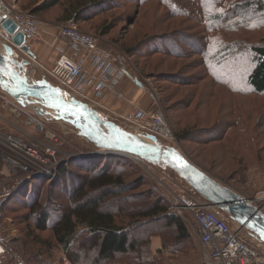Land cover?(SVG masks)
Returning a JSON list of instances; mask_svg holds the SVG:
<instances>
[{
  "label": "trees",
  "instance_id": "1",
  "mask_svg": "<svg viewBox=\"0 0 264 264\" xmlns=\"http://www.w3.org/2000/svg\"><path fill=\"white\" fill-rule=\"evenodd\" d=\"M148 1L153 2L154 7L160 5L166 9L164 15L167 16L164 18L198 19L201 36L192 39L181 31L177 32L178 30L172 34L161 30L126 47L128 53L134 55L141 52L148 56L156 53L167 56L174 53L180 56L182 51L174 52L168 48L173 43V35H177L182 38L183 43L188 42L194 46L192 51L200 55L203 64L213 66L207 72L212 78L216 71H213L214 67L223 70L225 79L213 78L214 83L235 93L237 90L233 89L234 83L232 84L230 78L236 75L235 70L239 66L238 55L242 50V38L233 37V34L255 25L252 26L254 31L250 34L243 33L246 38L245 50L251 53L254 62L247 75V84L252 93L264 94V32H261L264 30V0H139V3ZM117 5L118 0H23L22 9L37 17H43L58 7L60 15L56 19L57 22L66 24L75 21L83 30L82 23L95 20L101 13ZM159 17L163 16L159 14ZM113 28V25L99 24L97 32L105 37L110 35ZM155 41H158L157 45L143 52L147 44ZM239 92L238 94L242 95L247 93ZM236 109L240 110L239 114L236 115V111L232 109L226 112L225 118L208 128H184L182 133L177 135L184 139L183 137L192 136L194 133H202V136L211 133L210 138L199 141L223 144L227 142L228 153L243 161L236 144L239 142L251 158L261 163L264 149V146H260L261 140H264V105L253 108L237 105ZM127 158L129 157L112 154L83 159L76 155L63 160L55 170L54 177H63L69 163L86 171L89 176L84 178L71 173L70 181L78 183V188L71 191L73 197L68 208L53 224L49 213L53 202L49 200L46 205L43 204L40 200L42 193L37 192L35 188L36 183L46 180L49 176H36L20 184L0 210L1 218L19 207L28 210L18 218L25 225V239H20L19 236L10 241L12 245L20 247L19 254L35 264H54L49 262L51 257H48V252L44 250L50 240H44L37 233L48 229H51L57 244L63 247L68 260L73 264H79L83 257L82 251L86 248L89 252L87 264H160L164 252L174 254L187 251L193 235L188 224L170 210L169 200L157 188L137 192L141 187L148 185V180L141 175L135 178L132 184L127 181L121 169L115 167L116 164L119 166L135 163ZM86 160L87 162H82ZM53 176L48 178L49 183L52 182L49 179H56ZM37 187L39 188V185ZM189 188L193 194L202 198L190 186ZM145 219L162 223L164 228L152 232L145 231L143 237L134 236V231L143 225ZM154 238L161 240V247L157 252H154L152 247Z\"/></svg>",
  "mask_w": 264,
  "mask_h": 264
},
{
  "label": "rangeland",
  "instance_id": "2",
  "mask_svg": "<svg viewBox=\"0 0 264 264\" xmlns=\"http://www.w3.org/2000/svg\"><path fill=\"white\" fill-rule=\"evenodd\" d=\"M22 2L23 0H16V6L19 10L26 12V10L22 9ZM118 2L119 5L117 7L103 14L101 13L95 20L82 23L81 27L84 32L98 36L100 38V45L103 48L113 51L121 50L130 58L131 66H128L129 76H132L135 80L133 82L136 85H140L142 89L153 96V111L162 110L173 129L175 135L173 141H165L158 136L160 140L169 146L179 148L196 165L244 196H253L259 190L264 189V149L261 155L263 160L259 163L254 158H251V155L238 142L236 144L239 149V156L244 159L240 161L238 158L235 159L234 155L228 153L227 142L223 144V142L201 143L199 141L210 138L211 133L205 136H202V133H194L192 136L187 135L183 137L184 139H180L177 135L178 133L181 134L184 128H208L216 124L217 121L225 118L226 112L228 113L232 109L236 111L235 114L237 115L240 111L236 109L237 105H241L244 108L264 105V94L252 93L251 88L247 84V75L254 65V62L251 53L245 50L246 43H244V39L246 38L243 37L245 36L243 33L250 34L254 31V27H246V29L243 28L236 35L233 34V37L242 38V50L238 55L239 66L235 70L236 75L230 78L232 84L234 83L233 89L237 90V92L233 93L213 81V78L216 80H219V78L221 80L225 79L222 75L223 70L221 71L218 67H216L217 69L214 67L213 71H216L212 78L207 72L213 66L203 64L200 55L192 51L194 46L188 42L183 43L182 38L177 35H173V39L171 38L173 43L168 48L174 52L182 51L180 56H176L174 53L168 54L167 56L161 53L150 54L151 56H148L141 52L131 55L126 51V47L140 42L146 35L161 30H166L171 34L175 30H178L177 32L181 31L184 35L192 39L200 38L201 27L198 24L197 18V20L164 18L167 16L164 15L166 9L160 7V5L154 7V3L151 1L139 3V0H118ZM152 7L153 9L150 10ZM159 14L163 17H159ZM59 15L60 10L56 7L43 17H39L42 21V28L45 35L47 33L48 35H56L58 26L62 25V23L56 21ZM196 17L200 18L198 15ZM99 24L113 25L114 28L110 35L105 37L101 36L97 32ZM261 32H264V30ZM157 44L158 41L154 43L150 42L144 47L143 52ZM44 78L60 86L47 70L39 71L32 79L41 80ZM239 91L247 93L246 95L238 94L240 93ZM130 98L135 101L131 96ZM111 101L108 102L107 109L94 108L99 112L101 111L103 114L100 113L104 118L115 121L128 131L138 133L136 132L135 123L131 120L132 113L129 115L125 113H122L124 115L110 113L111 107L109 104ZM124 101L128 107L127 100ZM31 105L23 106L19 104V102L12 99L0 88V111L5 113L13 121V124L20 126L25 132L46 142L52 141L51 135L56 136L60 141V148L64 149L65 152H70L71 156L77 155L83 159H89L93 156H106L100 155L102 153H98L99 151H97V148L93 144L81 137L78 129L73 125L63 120H57L49 115H39L34 108L35 105ZM127 110H130L129 107ZM233 111L232 113H234ZM196 122H199V127L197 126L198 124L194 125ZM0 128L12 129L13 132L29 138L28 134L19 130V128L15 129L12 124L1 116ZM260 146H264V140H261ZM127 159L128 161L133 160L135 163L119 166H116V164L115 167L121 169L127 181L132 182V184L135 178L141 175L144 176L148 180V185L141 187L137 192H143L148 188H152L153 190L157 188L169 200L170 210H172L171 205L174 192L182 188L192 193L188 184L174 170L167 166L153 165L144 160L139 161L130 157ZM82 162H87V160ZM67 167L68 170L63 177H54V172L53 174L47 175L49 176L48 178H51V176L56 178L54 180L49 179L52 181L51 183L48 182L47 178L46 180H42V182L39 181L35 185L37 192L40 191L42 193L40 200L43 204L46 205L51 200L53 202L49 209L52 224L58 221L68 208L73 197L71 191L78 188V183L72 181V185L70 181L71 173L79 174L84 178L89 176L86 171L73 163H69ZM43 181H45L44 184ZM37 185H39V188ZM112 200L114 199L112 198ZM27 212V209L19 207L16 210L9 211L4 216L13 219L16 229L13 238H9L6 241L7 249L3 257V260H5L3 264H14L17 260H22L25 264H35L22 257L19 254L20 247L12 245V242H10L19 236L20 239H25V231L23 230L25 225L18 218L21 214ZM219 212L224 213L222 211ZM226 217L230 219L228 216ZM230 221L232 220L230 219ZM142 224L141 227L134 231V236L143 237V232L145 231L152 232L164 228L162 223L153 221V219H145ZM189 228L191 229L190 226ZM37 233L44 240H50V244L48 243L44 247L46 253L48 252L47 256L51 257V259H48L49 262H53L54 264H73L68 260L63 247L57 244L51 229ZM195 248L196 241L192 235L191 245L187 249L188 256H186L188 264L195 263L196 261ZM82 253L83 257L79 261V264H87V254H89L87 248Z\"/></svg>",
  "mask_w": 264,
  "mask_h": 264
},
{
  "label": "built area",
  "instance_id": "3",
  "mask_svg": "<svg viewBox=\"0 0 264 264\" xmlns=\"http://www.w3.org/2000/svg\"><path fill=\"white\" fill-rule=\"evenodd\" d=\"M7 21L16 25L17 32L24 35L30 49L34 43L45 39L42 21L32 13L19 10L16 0H0V51L5 53L10 45L25 54L29 61L36 62L31 50L25 52L14 43L15 34L4 25ZM55 36L57 58L47 71L64 89L68 99L77 98L95 108L105 109L111 100H127L136 132L152 133L165 141H173V129L162 110H144L119 89L121 82L130 75L128 66L131 62L125 52L103 48L98 36L84 32L75 21L58 26ZM61 41L65 45H61ZM26 74L33 80L28 71ZM33 105L35 110L39 107ZM13 125L25 132L20 126ZM25 133L29 138L0 128V161L9 171L7 176L0 178V210L20 184L36 176L53 174L60 163L71 156L70 152L60 148L56 136L51 135L52 141L46 142ZM131 158L141 161L137 157ZM242 196L264 213V189L253 196ZM171 209L189 224L199 239L198 264H264V243L245 227L230 221L207 200L180 189L173 193ZM15 229L12 218L0 217V264L5 261L6 241L13 238ZM14 264L25 263L17 260Z\"/></svg>",
  "mask_w": 264,
  "mask_h": 264
},
{
  "label": "water",
  "instance_id": "4",
  "mask_svg": "<svg viewBox=\"0 0 264 264\" xmlns=\"http://www.w3.org/2000/svg\"><path fill=\"white\" fill-rule=\"evenodd\" d=\"M4 25L15 34L14 43L30 52L16 25L11 21ZM28 66V60L20 61L16 57L14 47L8 45L5 53L0 51L1 90L23 106L37 104L39 115L70 123L78 129L81 137L97 148L98 153L137 157L153 165L169 167L203 199L264 243V213L249 204L242 194L196 165L179 148L163 143L157 135L128 131L115 121L104 118L89 103L77 98L68 99L64 89L50 80H31L26 74Z\"/></svg>",
  "mask_w": 264,
  "mask_h": 264
},
{
  "label": "crops",
  "instance_id": "5",
  "mask_svg": "<svg viewBox=\"0 0 264 264\" xmlns=\"http://www.w3.org/2000/svg\"><path fill=\"white\" fill-rule=\"evenodd\" d=\"M55 41H56V36L48 35L47 33L45 35L44 41L36 42L31 46V51L34 58L36 59V62H33L31 60L29 61L28 59L29 61V66L27 68L28 75L34 78V76H36L39 73V71L41 70L46 71L53 66L57 58V51L55 50V46H54ZM59 43L61 45H65L64 41H61ZM133 81L135 80L132 78V76L125 77V79L119 85V89L122 91L124 90L126 93H128V95H130L136 101V104H138L140 108L144 110L153 111L154 109L153 96L150 93L146 92L144 89H142L140 85H136ZM109 106L111 107V108L109 107L111 110L110 113H114L116 115L117 114L121 115L122 113L129 115L131 113V110L129 111L127 110L128 107L126 106V102L122 99H115L111 101ZM0 116L4 118L6 121H8L10 124H12L13 121L10 120L5 113L0 111ZM13 127L16 129L14 125ZM10 130L13 131L12 129ZM8 174H9L8 167L0 161V178L3 176H7ZM192 234L195 237V241H196V248L194 250V252L196 253L195 255L196 261L195 263L192 264H198L199 248H200L199 239L193 233V231ZM152 247H153V251L157 252L158 249L161 247V240L158 238H154ZM186 256H188L187 251H180L179 253H174V254L170 252H164L163 260L161 261L160 264H188Z\"/></svg>",
  "mask_w": 264,
  "mask_h": 264
},
{
  "label": "flooded vegetation",
  "instance_id": "6",
  "mask_svg": "<svg viewBox=\"0 0 264 264\" xmlns=\"http://www.w3.org/2000/svg\"><path fill=\"white\" fill-rule=\"evenodd\" d=\"M16 57L21 61V60H28V58L25 56V54L16 52Z\"/></svg>",
  "mask_w": 264,
  "mask_h": 264
},
{
  "label": "bare ground",
  "instance_id": "7",
  "mask_svg": "<svg viewBox=\"0 0 264 264\" xmlns=\"http://www.w3.org/2000/svg\"><path fill=\"white\" fill-rule=\"evenodd\" d=\"M112 154H114V153H102V154H100V155H112ZM98 155V154H97ZM115 155H118V154H116L115 153ZM120 155V154H119ZM129 157V156H128ZM131 158V157H130ZM55 171H53V173H54Z\"/></svg>",
  "mask_w": 264,
  "mask_h": 264
},
{
  "label": "snow or ice",
  "instance_id": "8",
  "mask_svg": "<svg viewBox=\"0 0 264 264\" xmlns=\"http://www.w3.org/2000/svg\"><path fill=\"white\" fill-rule=\"evenodd\" d=\"M250 26H255V25H250Z\"/></svg>",
  "mask_w": 264,
  "mask_h": 264
}]
</instances>
